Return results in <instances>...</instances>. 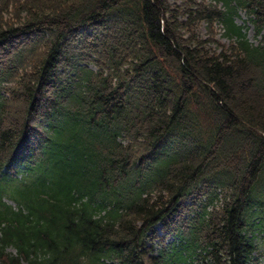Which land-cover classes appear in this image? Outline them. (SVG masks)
Instances as JSON below:
<instances>
[{
    "label": "trees",
    "instance_id": "trees-1",
    "mask_svg": "<svg viewBox=\"0 0 264 264\" xmlns=\"http://www.w3.org/2000/svg\"><path fill=\"white\" fill-rule=\"evenodd\" d=\"M262 247L264 0H0V264Z\"/></svg>",
    "mask_w": 264,
    "mask_h": 264
},
{
    "label": "rangeland",
    "instance_id": "rangeland-1",
    "mask_svg": "<svg viewBox=\"0 0 264 264\" xmlns=\"http://www.w3.org/2000/svg\"><path fill=\"white\" fill-rule=\"evenodd\" d=\"M171 1L174 2L175 0H171ZM235 22L238 25H242V26H245L247 28L246 29V36H247L248 40L252 43H255V40L253 39V30H252L251 26L246 23V17L242 12H239L238 16L235 18ZM215 32H216V36H215L216 40H218L220 43L225 44V45H227L229 43V41L227 39H225L224 37L221 36L222 30L218 26L216 27ZM199 33L202 37H205L204 27L199 29ZM7 202L14 206L13 202H10V201H7ZM157 230L159 231V226H157ZM153 243L156 244L155 247L159 246V245H157L156 241ZM261 250L264 252V247H262ZM262 254L263 255L260 257L259 264H264V253H262Z\"/></svg>",
    "mask_w": 264,
    "mask_h": 264
}]
</instances>
